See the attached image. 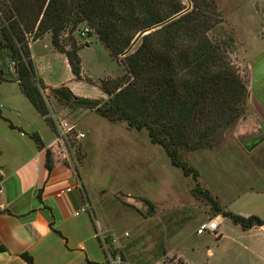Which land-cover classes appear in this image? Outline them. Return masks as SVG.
<instances>
[{
    "label": "rangeland",
    "instance_id": "obj_1",
    "mask_svg": "<svg viewBox=\"0 0 264 264\" xmlns=\"http://www.w3.org/2000/svg\"><path fill=\"white\" fill-rule=\"evenodd\" d=\"M183 1L187 9L192 7L189 0ZM255 6L263 10L264 0H255ZM221 11L224 21L211 31L214 38L233 34L235 29L225 23L227 14L222 8ZM86 25L92 28L91 37L79 33ZM71 26L61 33L60 43L70 49L75 41L85 63L84 71L81 64L82 80L75 79L71 90L76 96L103 106L104 101L128 85L126 81L109 94L103 90V81L119 80L130 73L126 56L134 52L145 36L129 52L130 48L127 53L115 56L91 24L83 21L70 31ZM51 33L38 39L35 32L28 34L34 67L31 43L47 34L52 37ZM0 36L4 37L1 30ZM232 50L233 62L248 87L249 71L243 51L236 46ZM12 55L10 49L0 48V68L16 78V60L13 61ZM45 94L54 112L51 116L55 126L68 122L72 127L64 132L63 138L90 197L98 227L118 237V250L128 264H264V229L244 231L219 213L215 205L195 191L192 177L185 176L182 169L172 164L165 149L151 141L147 129L139 130L124 119L103 116L88 105L57 102L50 99L47 90ZM245 101L247 104L244 103L234 121L204 145L182 149L181 154L200 171V188L210 190L220 208L264 219L263 163L241 148L237 139L239 127L254 119L248 97ZM0 105L4 106L2 111L23 109L27 113L32 106L20 86L12 82H0ZM0 124L6 127L2 121ZM79 133L85 137L79 138ZM250 141L248 146L252 148L255 140ZM217 216L221 224L215 233L197 234L202 223Z\"/></svg>",
    "mask_w": 264,
    "mask_h": 264
},
{
    "label": "trees",
    "instance_id": "obj_2",
    "mask_svg": "<svg viewBox=\"0 0 264 264\" xmlns=\"http://www.w3.org/2000/svg\"><path fill=\"white\" fill-rule=\"evenodd\" d=\"M189 1L190 10L146 35L126 56L129 74L103 81V90L109 94L128 83L103 106L76 96L66 85L51 88L50 93L57 102L88 105L103 116L147 129L151 141L165 149L172 164L185 176L192 177L195 191L219 213L244 230L262 227L264 219L257 215L247 217L220 208L210 190L200 188V171L182 158V149L204 145L234 121L248 97V87L231 56L232 48L237 47L234 35L211 37V31L224 21L217 0ZM186 9L183 0H0V30L4 36H0V48L11 50L21 90L56 130L51 116L54 112L45 94L47 86L31 59L28 34L35 32L38 39L52 32L53 45L67 56L75 79L82 80L80 48L74 41L68 49L59 40L68 26L72 25V31L83 21L91 24L101 42L117 56L130 48L141 31ZM8 81L15 78L0 68V82ZM33 138L39 147L44 146L37 135ZM24 257L32 264L29 255Z\"/></svg>",
    "mask_w": 264,
    "mask_h": 264
},
{
    "label": "crops",
    "instance_id": "obj_3",
    "mask_svg": "<svg viewBox=\"0 0 264 264\" xmlns=\"http://www.w3.org/2000/svg\"><path fill=\"white\" fill-rule=\"evenodd\" d=\"M217 1L227 14L225 23L235 28L233 35L249 71L248 108L254 119L239 127L237 139L240 147L264 166V141H260L264 137V9H257L255 0ZM30 47L36 72L44 80L50 99L55 100L51 88L66 85L73 90L77 81L68 58L54 48L51 35L32 42ZM8 82L19 85L16 78ZM3 107L0 105V109ZM1 121L6 127L0 124V264H30L24 255L32 258V264H107L98 236L103 230L98 227L90 197L73 162L59 156L57 129L33 105L28 113L23 109L0 110ZM33 135L40 138L43 147ZM251 139L255 146L249 148ZM68 187L73 190L57 195ZM261 229L264 226L243 230Z\"/></svg>",
    "mask_w": 264,
    "mask_h": 264
},
{
    "label": "built area",
    "instance_id": "obj_4",
    "mask_svg": "<svg viewBox=\"0 0 264 264\" xmlns=\"http://www.w3.org/2000/svg\"><path fill=\"white\" fill-rule=\"evenodd\" d=\"M79 33L81 35H87V34L89 35L90 33H92V28L86 25L84 29H82ZM56 125H57V122H56ZM56 128H58L57 129V132H58L57 142H60L59 156H62L64 160H70L69 150L67 148V145L65 144L63 135L65 131L71 130L72 127L70 126L68 122H62L61 124L56 126ZM22 134L24 135V133ZM78 136L79 138L85 137V134L79 133ZM78 186H80V184ZM72 190H73V187H68V188L62 189L60 192H58L57 195L62 196L65 193L71 192ZM1 191L2 190L0 188V192ZM82 211H86V208H83ZM220 224H221L220 217L217 216L215 219H210L202 223L199 226V228L197 229V234L201 235L207 232L215 233L217 229H219ZM98 236L103 241L102 244L107 254V264H128L127 261L124 260L123 256L120 254L118 250V247H117L118 239H116L115 237H107V235L103 231L98 233Z\"/></svg>",
    "mask_w": 264,
    "mask_h": 264
},
{
    "label": "water",
    "instance_id": "obj_5",
    "mask_svg": "<svg viewBox=\"0 0 264 264\" xmlns=\"http://www.w3.org/2000/svg\"><path fill=\"white\" fill-rule=\"evenodd\" d=\"M190 8H191V6H190ZM190 8H189V9H186L184 12H182V13H180V14H177V15L173 16L172 18L168 19V20L165 21V22H162V23H160V24H158V25H155V26H153V27L147 28V29H145L144 31H142V32L138 35V37L136 38L135 42H133L132 46L130 47V49H129L127 52H129L130 50H132V48L136 45V43H137L142 37L146 36L147 34L151 33L152 31H154V30H156V29L161 28L162 26H164L165 24L169 23L170 21H172V20L178 18V17L181 16L183 13L187 12L188 10H190ZM127 52H125V53H127ZM260 141L263 142V141H264V137L261 138ZM253 146H255V144H253Z\"/></svg>",
    "mask_w": 264,
    "mask_h": 264
}]
</instances>
